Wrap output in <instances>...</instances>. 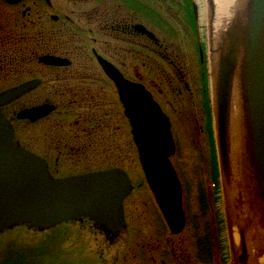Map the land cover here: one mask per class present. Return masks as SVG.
Listing matches in <instances>:
<instances>
[{
  "label": "rangeland",
  "instance_id": "rangeland-1",
  "mask_svg": "<svg viewBox=\"0 0 264 264\" xmlns=\"http://www.w3.org/2000/svg\"><path fill=\"white\" fill-rule=\"evenodd\" d=\"M50 2L51 7L43 0H24L15 5L0 0V33L4 21L9 22L10 28L15 18L22 23H31L36 19L37 10L46 20H51L52 15L59 16V20H63L64 16L71 17L75 23L63 25L65 38L70 36L78 40L82 47L85 40L89 46L96 49L104 42L103 49L107 51L116 47L148 56L141 58L134 55L131 59L128 51L125 54H128V59L131 60L125 62L123 68L119 62L114 63L124 77L144 85L170 120L175 143V152L170 161L182 186V209L185 215L182 232L172 237V242L182 252L180 258H177V264H240L237 258L240 252L241 228L243 231L246 229L244 238L248 245L247 264H264V227L259 204L253 196V186H239L237 183L232 186V180L225 181L214 148V121L209 90L206 95L208 108L202 104V73L208 84L210 74L206 25L211 3L208 0H103V7L100 8L101 5H97L98 0ZM193 5L196 7V14L192 11ZM27 7L30 8L31 15L21 17V20V12ZM104 7H120L124 12L129 10L134 23L143 24L160 39L168 47V53L176 61L186 80L192 83L191 93L184 90L182 82L175 80V72L167 62L155 54L149 55L140 45L105 38L93 20L87 21L91 13ZM201 8L206 11L202 13ZM74 28L79 30H72ZM79 31H82V34ZM92 40H95L97 45L91 42ZM173 49L179 56H176ZM201 51L205 55L204 65L199 63ZM156 65L166 71L163 76L159 75ZM45 66L48 67L44 65L41 70L47 71ZM96 66L99 78L105 80L109 93L118 104L115 107L116 113L119 114L116 124L119 144L117 150L105 152L100 149L101 145L97 147V143L88 150L84 159H64V156H60L54 148L55 140H50L48 135L47 121L42 119L33 123L18 119L13 113L34 105L36 102L33 97L39 93L44 94L41 92V86L14 100L13 104L10 103L11 105L5 108V117L11 120L13 139L29 152L43 158L54 178L109 168L122 169L133 189L123 202L125 216L130 220L127 230L130 237L127 238L128 233L124 234L116 243L111 244L95 229L93 222L88 220L69 221L45 230L30 229L26 224H18L0 233L1 264H153V257L155 264H159L161 259H165L166 264H174V260L169 258L170 254L167 255L163 250L164 247L167 248V224L145 180L129 123L122 115V106L117 99L114 85L99 65ZM168 75L173 83L167 81ZM2 82L3 80H0V92L17 85H12L11 82L4 85ZM178 89L182 91L180 96ZM215 170L217 180L213 177ZM237 192L242 199L239 207L241 212L236 211L237 201L232 198L235 195L237 199ZM243 216L246 220H239V217ZM133 234L135 236L132 237ZM137 242L145 247L150 244L153 247L143 249L137 247ZM159 243L162 245L161 249L156 248ZM253 254H256L254 260Z\"/></svg>",
  "mask_w": 264,
  "mask_h": 264
},
{
  "label": "water",
  "instance_id": "water-1",
  "mask_svg": "<svg viewBox=\"0 0 264 264\" xmlns=\"http://www.w3.org/2000/svg\"><path fill=\"white\" fill-rule=\"evenodd\" d=\"M5 1L14 5L21 0ZM45 1L49 4V0ZM246 6L243 18L229 27L225 46L220 48L216 58L215 111L220 149L217 156L225 181L230 180V98L234 74L239 69L248 156L257 185L252 192L264 222V0H248ZM134 29L156 40L144 26L135 25ZM93 53L103 73L116 87L141 166L150 183L149 189L171 232L179 233L185 216L182 186L175 169L165 152L145 154L154 141L165 143L173 153L175 145L169 119L143 85L130 82L118 68ZM39 62L51 66L69 64L68 60L51 55L39 57ZM38 84V80H29L1 92L0 106L20 98ZM54 109L53 105L43 103L14 115L36 122ZM13 138L11 121L0 111V233L18 224L45 230L84 217L113 235L120 224L125 225L122 202L132 191V185L122 169L54 178L43 158L20 147ZM239 240L237 261L247 264L248 245L242 232H239Z\"/></svg>",
  "mask_w": 264,
  "mask_h": 264
},
{
  "label": "trees",
  "instance_id": "trees-1",
  "mask_svg": "<svg viewBox=\"0 0 264 264\" xmlns=\"http://www.w3.org/2000/svg\"><path fill=\"white\" fill-rule=\"evenodd\" d=\"M13 20L11 28L9 22L4 21L5 25L2 24L0 33L2 84L11 82L15 85L33 77L43 80L40 89L44 94L39 93L33 97L36 102L34 105L50 100L56 107L43 120L49 123L50 140H55L54 148L64 159H84L88 150L97 143V147L101 145L100 149L105 152L117 150L119 144L116 124L119 114L115 107L118 104L109 93L105 80L99 78L88 42L83 41L82 47L78 40L70 36L65 38L63 24H70L66 19L57 22L46 20L42 13L36 12V19L31 23H22L16 18ZM79 33L82 34V31ZM43 54H68L72 63L67 68L45 66L47 71H43V66L36 65L35 62L36 57ZM206 95L203 90L202 104L208 108ZM6 107L3 108L4 114H7ZM215 172L213 177L217 180V171Z\"/></svg>",
  "mask_w": 264,
  "mask_h": 264
},
{
  "label": "flooded vegetation",
  "instance_id": "flooded-vegetation-1",
  "mask_svg": "<svg viewBox=\"0 0 264 264\" xmlns=\"http://www.w3.org/2000/svg\"><path fill=\"white\" fill-rule=\"evenodd\" d=\"M23 1L24 0H22L20 3H22ZM39 1H41V0H39ZM85 1H87V0H85ZM92 1H95V0H92ZM44 3H45V1H44ZM101 3H103V0H98V4L97 5L98 6L101 5ZM46 5L49 6V7H51V2H50V4H46ZM99 7L101 8L103 6L101 5ZM192 10H194V9H192ZM36 12H35V14H36ZM29 15H31V10L28 7L26 8V10H24V11L21 12V16L22 17H27ZM52 16H51V20L53 19ZM59 18L60 17L57 16V19L56 20H52V21H55V22L60 21ZM64 19H66L67 21L69 20L70 23H75V22H73V19L71 17H69V16H64ZM91 20H93V22L96 23L98 29L100 31H102L103 36L105 38L113 39L115 41L123 42V43H126V44H131V45H133V44H136L138 46L140 45V47L144 48V50H146V53H148L149 55L150 54H155L157 57H159L160 59H162L165 62H167L172 67V70H174V72H175V75H174L175 80L177 82H179V83L182 82L184 90L191 93V86L190 85H192V83L190 81L186 80V78H185L184 74L182 73L181 69L177 66L176 61H174V59H172L173 57L167 51L168 47L164 43H162L160 41V39H158L155 35L154 36L156 37V40H152L147 35H145V34H143L141 32L136 31L134 29V26L135 25H142V26H144V25L141 24V23H134V18L129 13V10H126L124 12L123 10L120 9V7H115V8H112V7L111 8L104 7L103 9H100L99 11H96V12L94 11V13H91L89 15L87 21L92 22ZM63 25H67V23H64ZM63 27L65 29V26H63ZM148 31L151 32L150 30H148ZM91 42H93L94 44L97 45V42H95V40H92ZM103 46H105V43L104 42H103L102 45L97 46L98 49L90 46L89 51L92 54L93 60L95 61L96 65L98 64V62L96 60V57H95L93 51H95L97 55L101 56L103 59H105L111 65L115 66L118 69H119V67L115 65L116 61L119 62L120 63L119 64L120 67L123 68L124 63L127 62L128 60L133 59L135 57L134 55L139 56L141 58H147L148 57V56H145V55H143V56L140 55L139 52L137 54H134V51L133 50H130V51L127 50L126 51L125 49H122V48L118 49L116 47H115V49H110L109 51H107L106 49H103L104 48ZM106 48H108V47H106ZM125 52L130 53L129 54L130 56L128 54H125ZM175 52H176V56H179V54L177 53V51H175ZM109 54H111V56H108ZM45 55H51L52 56L53 54H43V55L37 56L36 57V60H35L36 65L38 64V65H41V66L44 67V65L39 62V57L45 56ZM54 56H59V55H54ZM128 56L131 59H128ZM60 57H65L66 60H68L69 64L66 65V68L71 65L72 60H71V57L68 54L63 55V56H60ZM146 60H148V59H144V61H146ZM204 60H205V55L201 51V52H199V63L201 65H204ZM156 66H157V69L159 71V75L163 76L166 73V71L160 65H156ZM36 68H37V66H36ZM120 72H121V70H120ZM202 75L204 77V73H202ZM32 79L39 81L38 86L35 87L34 89H32V91H33V90H35L36 88H38L39 86L42 85L43 80L41 78H39V77H33ZM25 81H27V80H25ZM25 81H23V82H25ZM167 81H169L170 83H173V80L171 78H169V75H168V80ZM23 82H21V83H23ZM203 82H204V85L205 86H202L200 88V90H202V91L205 90V93L207 94L208 88H209L208 87V83H207L208 80L205 79ZM177 91H178V96H180L181 93H182V91L180 89H178ZM43 103H48V104H51V105L54 106V104L50 100H44V102H42L40 104L32 105V106L41 105ZM55 109H56V107H55ZM55 109L52 112H54ZM50 114L47 115L46 117L42 118V119H45V118L49 117ZM38 121H40V120H38ZM38 121H36V122H38ZM131 193H132V191L130 192V194ZM153 198H154V196H153ZM124 200H123V202H124ZM123 202H122V204H123ZM155 203H156V201H155ZM156 205H157V203H156ZM235 206H236V208H235L236 211H238V212H241L242 211V210H239V206H237V205H235ZM157 207H158V205H157ZM158 209H159V207H158ZM259 210H260V206H259ZM159 211H160V209H159ZM160 213H161V211H160ZM260 213H261V220H262V212H261V210H260ZM123 215H124L125 225L120 224L119 227H118V232L115 235L110 234V233H106L99 226L95 225L92 222L91 223L93 224V226L95 227V229H97L100 232V235L101 236H104L108 240V242H110L111 244H113V243H116L121 236H123L124 234H127L128 233L127 230H128V226L130 224V220H129L128 217L125 216L124 205H123ZM161 215H162V213H161ZM162 218L165 221L163 215H162ZM85 220H88V219L87 218H82V219H79L78 221H85ZM261 220H260V223H261ZM165 223H166V221H165ZM262 225L264 227L263 220H262ZM184 226H185V224H184ZM167 229H168V232L166 234L167 236L165 235L166 236L165 237V242H167L166 243L167 248L165 249V247L163 246L164 247L163 250H164V252L167 255L170 254L171 257L169 256V258H171V259L174 260L173 261L174 264H177L179 262V260L177 258H180V255H181L182 252L179 250V247H176L174 245V243L172 242V237L177 236L178 234H180L183 229L179 233H173V232H171V230L168 227V225H167ZM245 230L246 229H244V231L242 230V228L240 229V231L243 234H244ZM133 236H135V234H133L132 237ZM128 237H130V233L127 234V238ZM150 245L147 246V247H145L144 244H140L139 242H137V247H140V248H143V249H147L148 247H150V249H151L153 246H150ZM156 248L161 249L162 248V245L159 243L158 244V247L156 246ZM177 260H178V262H177ZM154 261H155L154 257L151 258V262L153 264H155ZM1 263H2V261H0V264ZM159 264H166V260L165 259H161Z\"/></svg>",
  "mask_w": 264,
  "mask_h": 264
},
{
  "label": "bare ground",
  "instance_id": "bare-ground-1",
  "mask_svg": "<svg viewBox=\"0 0 264 264\" xmlns=\"http://www.w3.org/2000/svg\"><path fill=\"white\" fill-rule=\"evenodd\" d=\"M208 1L209 3H211V6L209 7V14L207 12L209 18L207 20V25H206L207 35L209 37V53H210V56H209V62H210V72L209 73L210 74H209L208 90L211 95L210 99H211V106H212V112H213L212 115H213V121H214L213 122V127H214L213 128L214 130L213 139H215L214 148H215V153H217L220 156L219 144L217 142L216 111H215L216 109L215 108L216 58L218 56L217 53L219 52L220 48L225 46V40L227 39L226 34L228 33V30L230 29L229 27L232 26L236 21L241 20L243 18L245 9L247 7L246 5H247L248 0H208ZM49 4H50V0H49ZM205 11H206L205 9L201 8L202 13H204ZM202 13L200 14L201 22L203 21ZM54 57L66 59L65 57H60V56H54ZM48 66H51V65H48ZM63 66H66V65H60V67H63ZM56 67H59V66H56ZM205 79L206 78L204 76V80ZM30 80H34V79H30ZM130 82H133V81H130ZM139 84L143 85L140 82ZM115 90H116V87H115ZM118 96L119 95H117V99L119 101ZM230 99H231L230 115H229V138H230L229 160H230V168H231L230 169V174H231L230 181L232 180V186H235L234 183H237L239 186H257L255 183V178L253 176L254 175L253 167L250 161V157L248 156L246 128L244 125V119H243V113H242L243 112L242 111V96H241V83H240V78H239V69H236V72L234 74ZM9 104L10 103L6 105L3 104V106H0V111L3 114H4L3 108L5 106H8ZM158 105L160 106L159 103ZM122 108H123V105H122ZM162 112L167 116V114L163 111V109H162ZM4 117H5V114H4ZM123 117L127 118L125 115H123ZM26 120L29 121L28 118H26ZM127 120L129 119L127 118ZM13 135H14V130H13ZM132 138H133V135H132ZM133 144L135 145V148H136V144L134 141H133ZM159 151L165 152L166 154H168V157L170 159L171 155H173L175 152V146H174V151L172 153V151L170 152L169 148L167 147L165 143L154 141L153 144L150 146V148L149 149L147 148V150L145 151L146 152L145 154L149 155L150 153H159ZM136 152H137L138 159H139L140 166H141L142 162L140 160L139 151L137 149H136ZM141 169H142V172L144 174V177H145V180L148 186H150V183L147 178V174L142 166H141ZM93 172H96V171H93ZM236 195H238L237 199L235 195L232 196V198L234 201H237V206L240 207L242 199H240V195L238 194V192ZM248 198H249V195H248ZM240 219H242L243 221V220H246V217L245 216H243V218L239 217V220ZM255 256L256 254L252 255V260L255 259Z\"/></svg>",
  "mask_w": 264,
  "mask_h": 264
}]
</instances>
